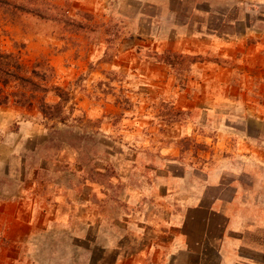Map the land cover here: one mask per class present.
Segmentation results:
<instances>
[{
  "label": "rangeland",
  "instance_id": "374dc122",
  "mask_svg": "<svg viewBox=\"0 0 264 264\" xmlns=\"http://www.w3.org/2000/svg\"><path fill=\"white\" fill-rule=\"evenodd\" d=\"M236 189L221 257L183 204ZM182 247L264 264V0H0V264Z\"/></svg>",
  "mask_w": 264,
  "mask_h": 264
},
{
  "label": "crops",
  "instance_id": "0c3cea01",
  "mask_svg": "<svg viewBox=\"0 0 264 264\" xmlns=\"http://www.w3.org/2000/svg\"><path fill=\"white\" fill-rule=\"evenodd\" d=\"M260 183V182H259ZM233 185V184H232ZM260 185V184H259ZM206 186H210V187H221L222 186V179H212L210 181L207 182ZM224 187V186H223ZM241 191H238V189H236L235 193L233 194V196L230 198V199H226V197H224L223 195H213L211 196L212 199L210 202H207L205 200V195H200V196H196L194 198V202L193 203H190L188 202L187 205L186 204H183V206L189 211V210H199L198 213H203V214H197L199 217H203L204 214L206 215V213H208V215H212V214H215L216 216H223L225 218L228 219V221H226L225 225L223 226V235L221 236V244L220 246L218 247V253L219 255L222 257L223 256V247H224V244L227 243L228 241V238H229V234L230 232H236V233H239L241 234L244 230V226H243V222H242V218H243V215L238 213V211H234V210H230V207H231V204H233L234 202L238 201L239 198L238 197H241L240 195ZM243 196V194H242ZM233 202V203H232ZM254 210L256 208H258L257 205L254 206ZM203 210V212H202ZM258 211H259V208H258ZM213 216V215H212ZM181 218H182V222L178 225V228L181 229V232L183 233V228L185 226V223H186V219H187V215L183 216L181 215ZM214 218V217H213ZM202 219V218H201ZM200 218L198 219L197 218V221L202 224L204 230H203V233H205V227H206V224L202 222ZM186 239H188L187 237H185ZM202 240L201 242H197V245L200 246L201 244H205V242L207 240L204 239V235L201 236V239ZM238 241H240L239 243V248L237 251L238 254H241L240 250H241V243H242V239L240 237H238L237 239ZM222 245V247H221ZM204 246V245H203ZM245 246V245H243ZM182 249H185L189 252L191 251V248L189 249L188 247L187 248H184L182 247ZM206 247H195L194 251L192 250L191 253H195V254H198V259L192 263V264H210L206 261H204L205 257L207 256L206 254V251H205ZM257 250V249H256ZM227 259L224 258L221 260V264H229L228 261H226ZM250 259H242L241 258V255L237 256V261L235 264H246L249 263ZM226 261V262H225Z\"/></svg>",
  "mask_w": 264,
  "mask_h": 264
},
{
  "label": "trees",
  "instance_id": "16d2710c",
  "mask_svg": "<svg viewBox=\"0 0 264 264\" xmlns=\"http://www.w3.org/2000/svg\"><path fill=\"white\" fill-rule=\"evenodd\" d=\"M198 211L199 210H191L192 214H191L190 218H192V219H194V218H198V219L200 218L201 219L202 218L201 220H202L203 223L206 224V227H205V233H203L204 228L202 227V229L200 231L201 232V236L204 235V239L205 240H209L210 237L213 234V231H212V224H213V219H214L213 217H215L216 215L212 214L213 215L212 216L211 214L208 215V213H206V215L204 214L203 217H199V216L197 217V214H203V213H198ZM202 212H203V210H202ZM196 221H197V219H196ZM186 235L188 236V239H190V234L186 233Z\"/></svg>",
  "mask_w": 264,
  "mask_h": 264
}]
</instances>
